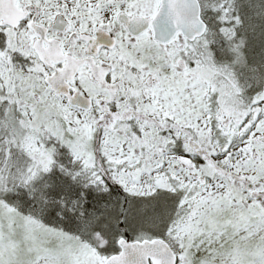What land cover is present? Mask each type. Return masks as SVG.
Listing matches in <instances>:
<instances>
[{
	"label": "snow or ice",
	"instance_id": "obj_1",
	"mask_svg": "<svg viewBox=\"0 0 264 264\" xmlns=\"http://www.w3.org/2000/svg\"><path fill=\"white\" fill-rule=\"evenodd\" d=\"M0 264H264V0H0Z\"/></svg>",
	"mask_w": 264,
	"mask_h": 264
}]
</instances>
